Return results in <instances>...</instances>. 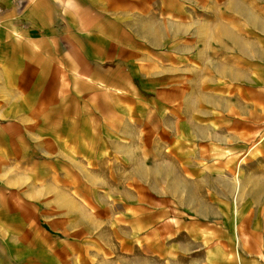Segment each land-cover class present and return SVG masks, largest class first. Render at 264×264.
Returning a JSON list of instances; mask_svg holds the SVG:
<instances>
[{"label":"crops","instance_id":"crops-1","mask_svg":"<svg viewBox=\"0 0 264 264\" xmlns=\"http://www.w3.org/2000/svg\"><path fill=\"white\" fill-rule=\"evenodd\" d=\"M226 6L214 19L213 0H0V264H80V212L66 206L79 207L80 181H134V173L143 181L163 164L194 169L211 151L197 142L234 128L244 115L247 8ZM193 214L177 218L173 245L198 254L173 264H264L261 221L230 229ZM245 232L256 245L246 248Z\"/></svg>","mask_w":264,"mask_h":264},{"label":"rangeland","instance_id":"rangeland-1","mask_svg":"<svg viewBox=\"0 0 264 264\" xmlns=\"http://www.w3.org/2000/svg\"><path fill=\"white\" fill-rule=\"evenodd\" d=\"M231 1L213 0L214 19H221L224 7ZM243 1L248 9L245 11L242 89L244 115H239L234 128H229L222 136L217 134L212 139L197 142L202 151L206 148L211 151L197 155L200 163H196L194 169L183 166L173 169L171 164H163L144 171L143 181H135V173L134 181H80L79 207L75 206L76 202L66 203L74 213L80 212V264H145L146 260L147 264H162V260L152 259L159 254L147 250L148 242L159 247L162 257H158L165 259L166 264L196 257L198 251L189 250L187 246L179 250V246L173 245V238L178 240V236L172 235L177 218L193 216L194 211L206 215L204 217L214 226L250 230L254 221L264 225V93L260 107H254L251 84L255 48L251 40L252 13L256 10L257 19L260 13L259 34L263 40L264 0ZM233 106L230 100V108ZM231 118L230 113L228 123L233 126ZM152 141L144 140L150 152L155 150ZM167 142L171 139H164L169 150L171 146ZM148 160L153 161L151 157ZM165 160L168 163L172 159ZM244 235L240 236L247 238L246 248L256 245L254 235L246 232ZM143 236H148V242H143ZM233 237L235 235L228 240L234 241Z\"/></svg>","mask_w":264,"mask_h":264},{"label":"built area","instance_id":"built-area-1","mask_svg":"<svg viewBox=\"0 0 264 264\" xmlns=\"http://www.w3.org/2000/svg\"><path fill=\"white\" fill-rule=\"evenodd\" d=\"M0 19H1V9H0Z\"/></svg>","mask_w":264,"mask_h":264}]
</instances>
